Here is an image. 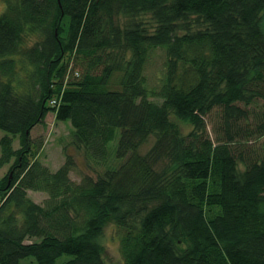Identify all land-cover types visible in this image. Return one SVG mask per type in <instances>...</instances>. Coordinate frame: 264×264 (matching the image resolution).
Instances as JSON below:
<instances>
[{
    "label": "trees",
    "instance_id": "obj_1",
    "mask_svg": "<svg viewBox=\"0 0 264 264\" xmlns=\"http://www.w3.org/2000/svg\"><path fill=\"white\" fill-rule=\"evenodd\" d=\"M50 113L120 164L31 161ZM0 131V264H108L111 222L124 264H264V0H4Z\"/></svg>",
    "mask_w": 264,
    "mask_h": 264
},
{
    "label": "rangeland",
    "instance_id": "obj_2",
    "mask_svg": "<svg viewBox=\"0 0 264 264\" xmlns=\"http://www.w3.org/2000/svg\"><path fill=\"white\" fill-rule=\"evenodd\" d=\"M4 9V0H0V13ZM164 62L165 53L159 50L156 57L152 60L147 68V77L151 86L158 85L160 79L164 75ZM120 75L114 77V86L118 88ZM216 117L208 116L206 119L207 129L210 137L214 140V123ZM7 135L6 132L0 131V138ZM120 130H118L117 138L109 144L111 158L105 164H97L88 155L85 154L83 149H78L75 145L74 130L69 122H58L53 113L46 117L45 124L36 126L31 132V141L33 146V156L30 160L35 159L41 161L51 171H57L62 167L66 160L67 155L71 156L75 162V167L72 169L70 176L75 182H80L85 175H90L93 178L104 174L108 168L118 166L120 162L115 157V151L118 145ZM264 141V140H262ZM20 147L19 137L15 138L14 148ZM10 165L0 169V177H4L9 172ZM242 168V166H240ZM29 197L37 204H43L47 199V195L41 192H28ZM104 247V255L108 264H124L123 257L120 251L119 231L117 230L114 222L109 223L104 231L102 238ZM69 256L61 257L57 263L61 264L67 260ZM23 264H37L33 257L23 260Z\"/></svg>",
    "mask_w": 264,
    "mask_h": 264
},
{
    "label": "built area",
    "instance_id": "obj_3",
    "mask_svg": "<svg viewBox=\"0 0 264 264\" xmlns=\"http://www.w3.org/2000/svg\"><path fill=\"white\" fill-rule=\"evenodd\" d=\"M53 104L55 103V101L52 102Z\"/></svg>",
    "mask_w": 264,
    "mask_h": 264
}]
</instances>
